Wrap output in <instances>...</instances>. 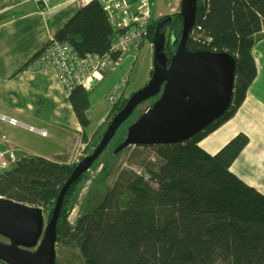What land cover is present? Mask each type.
Instances as JSON below:
<instances>
[{"label": "trees", "instance_id": "1", "mask_svg": "<svg viewBox=\"0 0 264 264\" xmlns=\"http://www.w3.org/2000/svg\"><path fill=\"white\" fill-rule=\"evenodd\" d=\"M171 18L168 35L167 28L161 29L169 59L180 41L183 25L181 13ZM163 19L154 20L146 40L153 43ZM261 33L264 0L198 1L188 49L227 53L235 58L230 109L183 143L136 146L151 151L154 160L144 156L139 163L141 171L121 170L100 204L71 222L74 197L79 186L90 179L89 175L82 176L65 196L57 224L58 246L78 249L82 264H264V194L231 170L250 142L248 135H237L214 155L200 146L243 105L257 77L254 47ZM116 34L100 1L93 0L55 39L71 44L81 55H107L112 54ZM88 90L93 87H77L69 94L81 122L90 105ZM130 97L112 105L114 117ZM98 132L93 134L95 146L104 135ZM74 168L39 156L19 158L15 167L0 171V197L43 208L49 221ZM106 173L104 169L102 176Z\"/></svg>", "mask_w": 264, "mask_h": 264}, {"label": "water", "instance_id": "2", "mask_svg": "<svg viewBox=\"0 0 264 264\" xmlns=\"http://www.w3.org/2000/svg\"><path fill=\"white\" fill-rule=\"evenodd\" d=\"M199 0H181L182 33L174 55L165 52L166 35L159 24L154 41L153 74L133 93L111 120L94 150L75 166L46 223L43 208L0 197V260L6 264H57V224L69 189L84 175L93 180L94 165L107 150L120 127L144 102L155 103L129 128L114 150L118 155L131 146L183 143L221 119L230 109L235 87L236 61L227 53L192 52L188 49L196 23Z\"/></svg>", "mask_w": 264, "mask_h": 264}, {"label": "crops", "instance_id": "3", "mask_svg": "<svg viewBox=\"0 0 264 264\" xmlns=\"http://www.w3.org/2000/svg\"><path fill=\"white\" fill-rule=\"evenodd\" d=\"M91 1L0 0V151L13 150L18 154L21 149L27 150L18 133L31 132L28 127L45 129L49 137L59 130L74 129L69 151L58 154L56 159L46 157L57 163L76 164L79 154L83 155L85 147L93 142L94 133L79 131L80 121L57 72L52 68H28L30 61ZM256 40L257 77L243 105L200 146L214 155L237 135H248L250 142L231 170L264 194V33ZM101 81H95L93 88ZM3 116L17 119L21 125L12 126Z\"/></svg>", "mask_w": 264, "mask_h": 264}, {"label": "rangeland", "instance_id": "4", "mask_svg": "<svg viewBox=\"0 0 264 264\" xmlns=\"http://www.w3.org/2000/svg\"><path fill=\"white\" fill-rule=\"evenodd\" d=\"M150 2L155 20L174 16L181 11V0H150ZM153 53V43L146 40L137 50V53L131 52L126 54L116 70L111 74H107L93 90H88L90 105L85 120L82 122L80 121L79 131H81V133L85 132L91 135L98 130L99 132L97 135H103L105 133L114 117L113 115L116 113V111L111 112L112 104L108 101L111 90L121 78L126 75H129V82L123 98H127L142 89L149 82L151 77V69L153 70ZM155 101L156 98L150 99L135 110L133 115L120 127L107 150L95 163L93 167L96 173L95 178L93 180L89 179L79 186V190L74 197V209L70 217L71 222H74L78 215L91 212L100 204L121 170L131 168L136 171H141L139 163L143 160L144 156L154 160V154L151 151L137 149V147L134 146L125 149L118 155H114L113 152L125 139L128 128L136 122ZM103 121L105 122L103 123ZM73 130L72 127L70 130L68 128L59 130V132L55 133V136L49 138H43L37 133L24 130L23 133L18 134L27 147V150L24 151L21 149L22 151L20 150L16 155H18V158L36 155L42 158L52 157L56 159L58 154L69 151L71 148V137H74L75 134ZM50 133L52 132L50 131ZM97 140L98 139H96V141ZM94 143L93 140V143L85 147L83 151L84 154L80 157L78 162L93 151L97 144ZM67 157L68 155L66 159ZM78 162L72 164V166H76ZM173 165L176 166L175 164ZM104 169H106L107 173L106 176L103 177L102 172ZM45 220L47 223V214H45ZM57 264H82L80 252L76 248L64 247L62 245L58 246L57 244Z\"/></svg>", "mask_w": 264, "mask_h": 264}, {"label": "built area", "instance_id": "5", "mask_svg": "<svg viewBox=\"0 0 264 264\" xmlns=\"http://www.w3.org/2000/svg\"><path fill=\"white\" fill-rule=\"evenodd\" d=\"M108 18L109 24L117 34L112 43V54L81 55L67 42L52 39L45 48L29 63L30 71L45 68L54 69L59 75L68 95L77 87L91 89L95 81H101L105 74L117 69L128 53H137L149 36L154 22L150 0H99ZM199 40V35L194 38ZM129 75L124 76L111 90L108 101L113 105L123 97L128 85ZM2 119L12 126H20L17 119L3 116ZM31 132L43 138L50 136L45 129L28 127ZM79 154V158L82 157ZM19 158L13 150L0 151V171L16 166ZM6 264V263H0Z\"/></svg>", "mask_w": 264, "mask_h": 264}, {"label": "flooded vegetation", "instance_id": "6", "mask_svg": "<svg viewBox=\"0 0 264 264\" xmlns=\"http://www.w3.org/2000/svg\"><path fill=\"white\" fill-rule=\"evenodd\" d=\"M171 17H172V16H169V17L164 18V19L162 20V22H163V21H167V20L170 19ZM169 23H170V22L167 21V23H166L165 25H163V29H164V28H167V29H166V34H167V35H168L169 31H170V26H168ZM154 103H155V102H154ZM0 238H1L0 240H2V241H3V240L6 241V240L3 239L2 237H0Z\"/></svg>", "mask_w": 264, "mask_h": 264}]
</instances>
